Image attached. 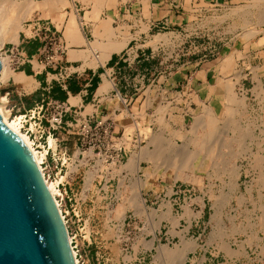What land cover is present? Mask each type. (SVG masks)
I'll return each mask as SVG.
<instances>
[{
	"label": "rangeland",
	"instance_id": "obj_1",
	"mask_svg": "<svg viewBox=\"0 0 264 264\" xmlns=\"http://www.w3.org/2000/svg\"><path fill=\"white\" fill-rule=\"evenodd\" d=\"M35 12L28 14L23 27L41 18ZM204 14L188 31L187 42L179 45L177 39L162 37L172 52L168 46L159 55L201 60L208 81L225 89L233 86L242 105L215 116L217 132L207 139L211 130L204 121L209 118L197 99L181 98V86L169 92L158 87L151 105L142 108V117H134L135 123L118 134L123 138L115 147H125L120 158L91 147L78 152L77 163L70 164L68 198L59 204L78 264H181L179 254L186 264H264V0H237ZM251 29L256 32L252 36ZM23 32L18 46L0 43L15 73L23 62L14 64L18 59L12 50L17 47L22 53ZM9 79L0 77V90H5V109L15 118ZM143 148L157 150L160 160L145 161L137 176L140 170L129 172L123 165ZM110 155L113 159L108 160ZM188 155L180 169L177 160ZM127 174L135 178L125 180ZM139 177L146 184L139 191L141 201H135L133 184Z\"/></svg>",
	"mask_w": 264,
	"mask_h": 264
},
{
	"label": "crops",
	"instance_id": "obj_2",
	"mask_svg": "<svg viewBox=\"0 0 264 264\" xmlns=\"http://www.w3.org/2000/svg\"><path fill=\"white\" fill-rule=\"evenodd\" d=\"M234 1L67 0V5L36 10L35 15L51 21L59 31L66 51L54 68L42 69L34 61L23 63L19 73L33 83L10 78L13 87H8V100L16 113L43 101L68 106L62 127L52 131L54 148L66 161L63 170L68 189L73 183L72 175L68 177L70 164L81 156L76 158L81 142L75 130L82 122L111 121L115 134L124 133L135 123L134 117L137 121L142 117V108L151 105L158 87L169 92L174 86L182 87L181 98L197 99L201 108H211L216 117L225 116V86L211 84L202 68L206 64L197 58L170 54L161 59L160 52L169 46L171 53L172 47L165 40L158 42L157 37L168 35L181 45L190 37L188 31L205 17L206 9ZM20 44L28 58L37 54L39 43L27 35ZM44 124L48 127L47 120ZM134 178L127 174L125 180ZM185 252L188 255V249Z\"/></svg>",
	"mask_w": 264,
	"mask_h": 264
},
{
	"label": "water",
	"instance_id": "obj_3",
	"mask_svg": "<svg viewBox=\"0 0 264 264\" xmlns=\"http://www.w3.org/2000/svg\"><path fill=\"white\" fill-rule=\"evenodd\" d=\"M1 68L0 61V73ZM0 264H76L66 222L40 165L1 115Z\"/></svg>",
	"mask_w": 264,
	"mask_h": 264
},
{
	"label": "built area",
	"instance_id": "obj_4",
	"mask_svg": "<svg viewBox=\"0 0 264 264\" xmlns=\"http://www.w3.org/2000/svg\"><path fill=\"white\" fill-rule=\"evenodd\" d=\"M24 28V34L30 40L39 43L38 52L34 57L28 58L20 53L16 47L15 51L12 50V54L18 59L14 61V64L19 65L22 62L35 61L42 69L57 66L59 60L63 58L66 48L59 31L53 26L52 22L34 18L26 23ZM11 110L13 117L20 118L21 131L32 141L34 148L45 152V158L40 168L45 181L58 182L57 200L59 204H62L68 198L69 190L66 179L60 181L65 176V173L62 172L66 161L60 159L61 154L56 147L50 145L49 139L54 137L52 131H57L62 127L65 115L69 112L68 106L65 103L51 100L43 101L41 104L22 113L14 112V108ZM46 120L48 127L44 124ZM75 135L80 138L81 150L87 147H91L95 151L104 149L106 153H114L117 158H120L119 153L123 152L125 148L123 146L120 148L115 147L121 142L123 135L118 138V135L114 133L111 121L100 119L96 120L94 124L82 122L77 125ZM65 155L66 153H63V156ZM107 158L110 160L113 159V156L110 155Z\"/></svg>",
	"mask_w": 264,
	"mask_h": 264
},
{
	"label": "bare ground",
	"instance_id": "obj_5",
	"mask_svg": "<svg viewBox=\"0 0 264 264\" xmlns=\"http://www.w3.org/2000/svg\"><path fill=\"white\" fill-rule=\"evenodd\" d=\"M103 1V0H102ZM58 3H61L62 5H67V0H45V1H38V0H0V43L2 44H5L6 42H10V43H13L15 46H18L20 40H19V37H20V32L22 31V29L25 30V28L23 27V23L26 19V17L28 16V14L33 11V10H37V9H41V10H48L50 8H53V7H57ZM102 3V2H101ZM263 4V3H262ZM256 5V4H255ZM260 8H263V7H260ZM260 8H257V10ZM237 9V8H236ZM51 10V9H50ZM256 10V9H255ZM254 10V11H255ZM263 9H261L262 11ZM244 14H246L245 12H243ZM251 13V12H250ZM256 13V12H255ZM250 15V14H249ZM257 16V15H256ZM256 18V17H255ZM259 18V16L257 17ZM256 18V19H257ZM258 21V20H257ZM252 31H249V32H252L250 34V36L254 35L256 32L254 31L253 32V29H251ZM248 31V30H247ZM248 32V33H249ZM263 35V34H262ZM164 36V35H162ZM249 36V37H250ZM160 39V38H159ZM166 39V38H165ZM161 40H162V37H161ZM230 59V58H228ZM226 60V59H225ZM0 61H1V64H2V68H1V73H0V76L4 77L5 80H8L9 78L13 77L14 79H16L17 82H19L20 80H23L24 82L25 81H28L30 80L29 78L30 77H26L25 74L23 73H15L12 69V65H11V62L7 59V58H4L1 54V50H0ZM33 79H31V81H28L29 83H33L32 82ZM238 81V80H237ZM22 82V81H20ZM23 82V84H24ZM26 83V82H25ZM27 84V83H26ZM224 84H226L224 82ZM35 86V84H34ZM34 86H31L34 87ZM225 86V85H224ZM228 86V88L226 87L225 90H227L228 92L226 93V99H227V105H226V114L225 115H228V114H231L233 111H234V108L236 105L238 106H241L242 105V101L239 100L236 95L233 94L232 92V87L229 86L228 84L226 85ZM30 87L28 89H31ZM35 88V87H34ZM232 88V89H231ZM25 89V88H24ZM23 89V90H24ZM26 90V89H25ZM1 91V90H0ZM32 91V89H31ZM24 92V91H23ZM26 92H29V90H26ZM5 93V92H4ZM4 93H1L0 92V115L3 119V121L13 130L15 131L25 142L26 144L30 147V149L32 150L38 164L40 165L41 167V164L45 158V152L43 151H38L36 148H34L33 144H32V141L21 131V122H20V118L19 117H15V118H10V115H9V112L5 109V103H6V99L2 96L4 95ZM118 99L120 100L121 98L119 96H117ZM121 101V100H120ZM225 108V107H224ZM163 110V108H162ZM161 110V111H162ZM225 111V110H224ZM162 114V113H161ZM204 116L208 117L207 119L209 120L208 123H206L204 121V126H206L207 128H209L211 131L209 132V134L206 136L207 139H211V137H213L216 132H217V119L215 117V114L212 112L211 108H208L206 107L204 109ZM158 117H159V114H158ZM160 119V118H158ZM176 119V118H175ZM179 121V120H178ZM227 122V121H226ZM233 126V124H232ZM237 126V125H236ZM236 126L233 128L235 129ZM203 128V127H202ZM205 128V127H204ZM180 129V128H179ZM232 129V130H233ZM182 130V129H181ZM236 131V129H235ZM178 134V133H177ZM182 135V133H181ZM180 134L178 135L179 137L181 136ZM183 136V135H182ZM177 137V136H176ZM178 137V138H179ZM200 138V137H199ZM204 138V139H206ZM193 139V138H192ZM197 139V138H196ZM194 140V139H193ZM126 142L124 144H127V146H129L130 144L128 143L127 140H125ZM49 142H50V145L52 147H54V140L52 138L49 139ZM195 142V141H194ZM153 143V140L150 144ZM157 144V141L155 143V140H154V144H153V147L154 145L156 146ZM148 145V143H147ZM148 147V146H147ZM142 149V148H141ZM144 149V148H143ZM156 149V148H155ZM153 150V149H152ZM141 154L139 153L132 156V158L129 160V162L126 164V165H123V168L126 170V171H129V172H133L135 170H140V166H141V163L143 161H149V162H152V163H158V161L160 160L159 158V154L157 153V150H155L154 152H152L151 150H149V148L147 149H144V150H141ZM185 151V150H184ZM187 151V150H186ZM185 151V152H186ZM206 152V150H205ZM92 155V153H91ZM90 155V156H91ZM206 156V155H205ZM185 159H189V155L188 156H185L183 159H178L177 162L180 163V166L182 169L183 166H184V163H185ZM166 159H163L162 161H165ZM161 163L163 164L164 162ZM103 163H101L102 165ZM105 164V163H104ZM155 164V165H156ZM159 165V164H158ZM179 165V164H178ZM177 165V166H178ZM105 167V165H102V167ZM116 166L115 165V162L113 163L112 167ZM157 166V165H156ZM160 166V165H159ZM158 166V167H159ZM101 169V168H100ZM93 174L90 175V178H94L92 177ZM65 177V176H64ZM89 179V178H88ZM90 179V180H91ZM89 181V180H88ZM91 182V181H90ZM57 184L58 182H55V183H49V181H46V186H47V189L48 191L50 192V194L54 197L55 201H56V204L60 210V205H59V202L56 198V192H57ZM89 185L91 183H88ZM146 184V181L143 180L141 177H139V179L137 180V182H135L133 184V188L136 190V194H135V201H141V196L139 194V191L145 186ZM141 208L143 210H146L144 204L142 203L141 204ZM61 211V210H60ZM62 216H63V213L61 212ZM161 216V215H159ZM64 217V216H63ZM162 217V216H161ZM65 220V218H64ZM70 242H71V246H72V249H73V252H74V256H75V260H76V264H78V260H77V257H76V252L74 251V248H73V245H72V238L70 237ZM166 248V247H165ZM165 248L163 250V252L165 251ZM167 249V248H166ZM167 251V250H166ZM177 258H180V262L181 264H186L185 263V260L186 259H182V257H185V256H180L179 254V257L176 256ZM175 257V258H176ZM182 259V260H181ZM182 261V262H181Z\"/></svg>",
	"mask_w": 264,
	"mask_h": 264
}]
</instances>
